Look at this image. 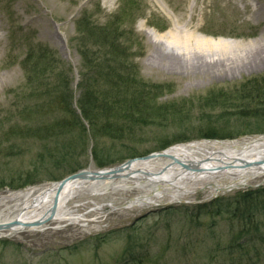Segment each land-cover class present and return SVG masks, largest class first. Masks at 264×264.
I'll list each match as a JSON object with an SVG mask.
<instances>
[{
  "label": "rangeland",
  "instance_id": "374dc122",
  "mask_svg": "<svg viewBox=\"0 0 264 264\" xmlns=\"http://www.w3.org/2000/svg\"><path fill=\"white\" fill-rule=\"evenodd\" d=\"M248 1L0 0V194L94 171L95 157L115 162L126 156L109 165L114 167L179 144L264 137L253 109L245 108L252 100L245 93L264 97V0ZM192 4V21L200 28L194 37L238 41L246 48L228 50L223 59L204 52L201 67L168 69L155 59L147 33L159 36L181 26ZM29 52L34 57L25 59ZM52 61L57 72L48 67ZM114 71L118 78L111 81ZM86 78L93 95L99 88L115 89L108 93V108L93 111L97 129L81 118L77 105ZM57 85L72 94L68 110L65 103L51 107L46 92ZM207 129L221 138H196ZM23 180L36 184L14 189ZM144 186L95 198L109 208L98 225L86 223L79 233L67 224L3 232L0 264H264V205L252 200L250 208H258L249 211L241 201L243 193H262L264 178L218 196L199 188L182 203L120 206L146 192ZM215 202L232 205L216 216Z\"/></svg>",
  "mask_w": 264,
  "mask_h": 264
},
{
  "label": "bare ground",
  "instance_id": "6f19581e",
  "mask_svg": "<svg viewBox=\"0 0 264 264\" xmlns=\"http://www.w3.org/2000/svg\"><path fill=\"white\" fill-rule=\"evenodd\" d=\"M188 12L190 17L181 26L176 23L159 36L147 33L154 58L166 62L168 69L201 67L204 52H218L223 59L228 50L244 47L238 41L194 37L200 28L192 21L193 18L195 20L193 4ZM252 12L258 16L259 9L255 8ZM245 45L251 44L248 42ZM175 47L182 48V52ZM161 159L167 162L160 163ZM260 177L264 178V137L233 142L179 144L166 149L160 156L132 160L114 171L89 170L86 175L63 183L58 181L26 191L1 193L0 225L8 227L0 230V235L3 232L10 234L46 229L53 224L75 225V233H79L86 223L98 225L109 208L106 203L98 204L95 198L119 189L126 191L127 186L135 190L144 184L147 191L126 203L122 202L121 207L150 208L159 200L165 204L185 202L199 188L212 189V195L218 196L221 192L247 185ZM223 180L225 182L221 185ZM14 202H20L16 204L19 206L7 208L8 204Z\"/></svg>",
  "mask_w": 264,
  "mask_h": 264
},
{
  "label": "trees",
  "instance_id": "16d2710c",
  "mask_svg": "<svg viewBox=\"0 0 264 264\" xmlns=\"http://www.w3.org/2000/svg\"><path fill=\"white\" fill-rule=\"evenodd\" d=\"M83 21H80V25H84L83 22H86V20L83 18L82 19ZM86 24V23H85ZM78 25V28L79 27L81 28V26ZM117 29L115 28L114 31H116ZM105 31L102 30V33H104ZM102 38L103 36L101 34H99ZM118 36L115 35V39L117 38ZM85 39H87L85 37ZM104 39V38H103ZM42 49L41 46H37V52H40V50ZM47 52L48 50L44 48L43 52ZM123 53V52H121ZM34 56H32V53L29 52L28 55H26L25 59H29V58H33ZM83 59L84 60H87V57H84L82 55ZM39 58L41 59V54L39 55ZM56 61V60H55ZM126 65V63H124ZM123 63L121 65H124ZM48 67L50 70L52 71H56L57 72V62H54L52 61L51 63H48ZM60 71V70H59ZM118 72V71H117ZM119 73V72H118ZM118 74L116 73V71L114 72H111L109 74V76L111 77V81L114 79V78H118L117 76ZM123 77V76H122ZM121 79H124L125 80V83L122 84L120 81H118L117 83H115V85H117L118 83H121V85L123 87L126 86L127 84V81L126 79L123 77ZM85 82H86V85H85V89L84 91L82 92V95L81 97L77 100V105H78V109H80L81 113V118L86 121L90 126H92L91 128L92 129H97L98 128V125L94 122V119L96 118L95 116V113H93V111H96L97 109H99V107H103V108H108V105H105L107 102L109 101H106V100H110L111 97H109V94L111 95V93L115 90L112 88V85L109 86V89H101L99 88V90H97L96 92H94V95L93 93H91L92 91L91 90V85H89L87 82V78L85 79ZM107 86V85H105ZM257 90V89H255ZM49 96V100H50V103L53 104V106L51 107H55V108H59L61 107V104H64V108L65 109H69L70 108V104H71V101L73 99L72 97V94L65 88L64 90H59V87L57 85V88L56 87H50L47 89V92H46ZM95 93H99V95L95 96ZM100 94H105V96H102ZM107 94V96H106ZM247 94L246 96V99L247 97H249V100L252 98L251 100V103H249V106L248 107H245L246 109H253L252 112L254 114L253 118L256 119L257 121H259L261 124H262V129L261 130V134H264V97L262 99H259V98H255L253 96V94L251 92H248V93H245ZM95 109V110H94ZM92 110V111H90ZM71 114V115H70ZM69 115H70V118L71 119H75L76 118V115L73 114L72 112H69ZM78 120V119H77ZM64 126H68L70 124H73L72 121H64ZM70 127V126H69ZM260 131V130H258ZM196 138H199V139H220L221 136H219L214 130H209L207 129L206 132L204 133H200L199 135H197ZM186 141L188 139H177L176 141L178 142H182V141ZM168 145V144H167ZM165 146V147H164ZM166 148V145H163L161 147H159L158 150H163ZM133 155V154H132ZM131 155V156H132ZM125 157H122V158H118L115 160V162H113L114 160H109L108 158H96L95 157V160H96V166L100 167V168H104V167H109V165L111 164H114L118 161H122ZM110 161V162H109ZM107 163V164H105ZM121 163V162H119ZM29 174H27L28 176ZM19 181V180H18ZM24 181V180H23ZM36 184V182L30 180H26L24 181L23 183L19 184L16 188L14 189H22V188H25L27 186H30V185H34ZM5 185L3 186V184L0 183V190L1 189H4ZM262 193H257V197L258 198H253V197H256L255 194L253 193H243L242 198H241V201L245 200L246 204L249 205V211H252L253 209L252 208H258L256 206H253L250 208V204L252 202V200H257L254 204H257L258 206H262L264 205V189L261 191ZM218 203H213L211 204V206H215L213 211L216 212V216H221L223 215L225 212L226 213V209H229L231 207L232 204H227V206H224V205H221V204H218ZM261 210H264V207L263 208H260ZM243 234H241L240 236H242Z\"/></svg>",
  "mask_w": 264,
  "mask_h": 264
},
{
  "label": "water",
  "instance_id": "95a60500",
  "mask_svg": "<svg viewBox=\"0 0 264 264\" xmlns=\"http://www.w3.org/2000/svg\"><path fill=\"white\" fill-rule=\"evenodd\" d=\"M161 153H162V152L157 153V154H153V156H154V155H158V156H160ZM150 157H151V156H150ZM143 158H146V159H147V158H149V157H143ZM143 158H140V159H143ZM132 160L135 161V160H137V159H132ZM132 160H128L127 162H125V164H126V163H129L130 161L132 162ZM115 169H116V168H113V169H111V171H114ZM84 173H85V174H84ZM86 173H87V171H82V172H78V173L72 174V175L66 177L65 179L61 180L60 183H63L64 181H66V180H68V179H74V178H76V177L86 175ZM7 227H8V226L2 227V225H0V230H2L3 228H7Z\"/></svg>",
  "mask_w": 264,
  "mask_h": 264
}]
</instances>
